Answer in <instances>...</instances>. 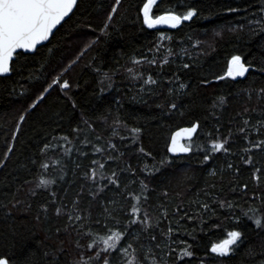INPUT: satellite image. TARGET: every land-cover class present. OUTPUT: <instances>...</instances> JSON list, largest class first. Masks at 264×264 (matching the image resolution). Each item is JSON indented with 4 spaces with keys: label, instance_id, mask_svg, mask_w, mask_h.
Here are the masks:
<instances>
[{
    "label": "trees",
    "instance_id": "trees-1",
    "mask_svg": "<svg viewBox=\"0 0 264 264\" xmlns=\"http://www.w3.org/2000/svg\"><path fill=\"white\" fill-rule=\"evenodd\" d=\"M146 2L78 0L0 76L9 264H104L96 253L113 232L110 264H264V227L249 219L264 224V145L254 146L264 141V0H157L153 17L197 10L172 29L143 24ZM232 55L251 63L244 77H227ZM195 122L190 153L170 156V134ZM215 141L227 151L213 153ZM41 178L52 183L37 187ZM232 230L242 232L233 251L212 253Z\"/></svg>",
    "mask_w": 264,
    "mask_h": 264
},
{
    "label": "snow or ice",
    "instance_id": "snow-or-ice-1",
    "mask_svg": "<svg viewBox=\"0 0 264 264\" xmlns=\"http://www.w3.org/2000/svg\"><path fill=\"white\" fill-rule=\"evenodd\" d=\"M119 4L120 0H116ZM157 3V0H147L143 3L142 9L140 11L143 15V24L149 29L156 27L158 24H167L171 28H178L182 22L193 19L197 15V10L194 7L189 6L187 10L181 14L175 10L166 11L164 14L153 17L151 15V10L153 6ZM74 6H78V0H0V75L9 73L12 69L10 68V62L14 63V54L19 56L22 53H18V49L31 52L33 49L37 48L42 41H46L49 38V34L52 33L53 29L57 25L61 24V21L73 11ZM117 9L113 7L112 12H116ZM229 11H236V9H229ZM108 19H112L109 15ZM166 38L163 33L160 35V39ZM170 39V37H167ZM159 47V46H158ZM141 61L133 59V63L139 64ZM150 63H156L155 59L149 61ZM167 63V61H165ZM188 64H184V68H188ZM251 68V63L242 59V55H232L231 59L228 61V71L227 77L235 79L236 77H244L246 73L249 72ZM131 71V70H129ZM260 71H264L261 68ZM219 79H224V77H219ZM57 80L53 79L52 84H49L48 88H45L43 92H47L53 84H56ZM145 83H156V81L149 76ZM61 89H69L70 85L68 81H64L60 85ZM181 88L184 87L183 84L180 85ZM264 91V90H262ZM43 92L37 97L38 100L43 99ZM223 102V98H221ZM37 105L33 102L29 107L35 108ZM175 108L176 105L171 106ZM25 117L22 115L20 120H24ZM19 127V126H18ZM198 130V125L193 123L190 128L183 129L182 131L188 133L186 139L191 140L192 134L196 133ZM132 133L135 135L139 132L138 128H133ZM243 131V129H241ZM179 133H174L171 142L168 147V152L176 153L177 151L187 153L190 151L189 146L177 147V136ZM67 139V137H64ZM226 143V142H225ZM264 145V141H261L254 145L255 147H261ZM48 145H45L47 148ZM221 150L227 151L224 143L215 141L211 144V151L213 153L219 152ZM11 151V149H9ZM96 151H100L99 148ZM140 151H143L141 149ZM207 151V149H205ZM209 155H204V160L209 159ZM95 163V161H93ZM42 167H47V165H42ZM103 167V165H101ZM231 167V165H229ZM115 175V173H113ZM52 181L41 178L37 187L47 186L51 184ZM111 183L115 184V180H111ZM136 199V197H134ZM224 206V205H222ZM207 208V205H203ZM228 208L232 207L231 202L227 204ZM138 211L136 205L132 206V213L135 214ZM247 215V213H245ZM71 219V217H70ZM249 219L253 221L257 228L264 227L261 223V219L258 216H250ZM147 222V221H145ZM135 223V221H132ZM239 223V219H237ZM171 231V230H170ZM121 233L113 232L107 238L103 239L104 248L101 252L96 253L97 258H102L104 264H110L107 259L106 254L109 250L116 249L117 241L120 240ZM227 239L223 240L219 244H212L210 251L221 257H226L233 251V247L238 244L242 239V232L240 230H232L227 233ZM93 244H89L88 248L91 249ZM131 247V245H129ZM126 253V249L123 250ZM183 256H191L192 252L188 251L187 248L183 250ZM0 264H9L8 259L0 258Z\"/></svg>",
    "mask_w": 264,
    "mask_h": 264
},
{
    "label": "water",
    "instance_id": "water-1",
    "mask_svg": "<svg viewBox=\"0 0 264 264\" xmlns=\"http://www.w3.org/2000/svg\"><path fill=\"white\" fill-rule=\"evenodd\" d=\"M74 8H75V6H74ZM73 10H74V9H73ZM72 12H73V11H72ZM72 12H70L69 15H70ZM69 15H68L67 17H65V19H67V18L69 17ZM65 19H64V20H65ZM64 20H63V21H64ZM63 21H61V24H62ZM61 24L57 25L56 28L53 29L52 33L49 34V38H48V40L50 39V37H51V35L54 33V31L58 28V26H60ZM156 27L161 28V29H172V28L169 27L167 24H158ZM48 40H46V41H42L39 45H37V47H39V46L45 44ZM35 50H36V49H33L31 52H27V51H25V50L18 49L17 52L33 53ZM14 57H15V54H14V56H13V59H14ZM10 64H11V62H10ZM9 73H10V72H9ZM9 73L4 74V75H0V76H6V75H9ZM236 78H237V77H236ZM195 123L198 125L197 122H195ZM192 124H193V123H192ZM192 124H191V125H192ZM191 125L180 126V127L176 128L175 130H173V132L170 134V137H169V140H168V144H167V152H168L169 144H170V142H171V138H172V136H173L174 133H179V135L177 136V147H178V148L181 147V146H188V145H186V142L189 141L188 139H186V137L188 136V133H186V132H184V131H182V130H183V129L190 128ZM195 134H196V133L192 134V139L194 138ZM189 147H190V146H189ZM190 151H191V148H190ZM190 151L187 152V153L180 152V151H177L176 153H170V152H168V154H169L170 156L177 157V156H181V155H187V154L190 153Z\"/></svg>",
    "mask_w": 264,
    "mask_h": 264
},
{
    "label": "rangeland",
    "instance_id": "rangeland-1",
    "mask_svg": "<svg viewBox=\"0 0 264 264\" xmlns=\"http://www.w3.org/2000/svg\"><path fill=\"white\" fill-rule=\"evenodd\" d=\"M186 145H188V146L192 147V145H193V142H192V141H188V142H186Z\"/></svg>",
    "mask_w": 264,
    "mask_h": 264
}]
</instances>
